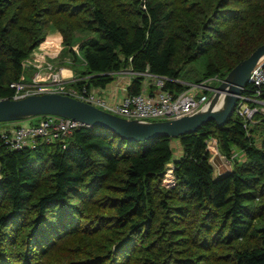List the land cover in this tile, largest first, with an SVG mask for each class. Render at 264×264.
Listing matches in <instances>:
<instances>
[{
  "label": "trees",
  "instance_id": "1",
  "mask_svg": "<svg viewBox=\"0 0 264 264\" xmlns=\"http://www.w3.org/2000/svg\"><path fill=\"white\" fill-rule=\"evenodd\" d=\"M50 30L63 37L59 59L84 61L70 85L104 87L129 69L127 92L137 93L147 70L176 94L224 78L264 43V0H0V97L32 77L24 61ZM203 55L201 75L186 69ZM259 90L243 92L264 100ZM211 137L232 159L222 174ZM174 138L129 140L87 124L35 147L0 137V264H264V112L247 120L235 109L177 136L176 160Z\"/></svg>",
  "mask_w": 264,
  "mask_h": 264
},
{
  "label": "built area",
  "instance_id": "2",
  "mask_svg": "<svg viewBox=\"0 0 264 264\" xmlns=\"http://www.w3.org/2000/svg\"><path fill=\"white\" fill-rule=\"evenodd\" d=\"M42 53L44 56V52ZM24 63L34 65L38 70L35 71L29 81H25V75L22 74L20 80L11 83V86L14 88V94L12 96L14 98L23 97L35 92L58 91L81 98L123 117L147 120L172 119L193 113L208 100L214 88L222 80L219 74H215L198 82H188L187 84L189 86L187 88L174 94L164 88L166 80L168 79L166 75L146 70L138 72L144 76L139 92H126L118 102H109L107 98L95 94L85 86L81 88L68 85L62 74L53 69V64L44 58L38 57L37 52L32 57L26 58ZM131 72L132 75L135 73L133 71ZM211 80L217 81L215 86L209 84ZM249 85L256 87L258 93L260 92L259 88L264 87V59L261 63L259 61L254 67L250 74L249 82L244 86L243 90ZM250 99H256L264 104V100L256 97L252 98L242 92L236 109L247 120L251 119L253 113L259 109L258 106H252L248 102ZM83 124L82 121L69 116L48 113L42 114L37 124H33L30 121L19 126L0 127V137L12 149L35 147L41 141L53 142L59 140L62 142L74 128ZM213 140L215 142L212 147L215 150L214 156H216L221 151L219 150L215 137H212V140L208 142L209 147H211L210 144ZM221 158L225 166V169L222 171L219 169L220 164L215 163L211 155V161L215 170L217 166L218 174L232 169V161H230L232 159L223 154H221ZM169 166L173 169V162L168 164ZM171 183L174 184L175 180Z\"/></svg>",
  "mask_w": 264,
  "mask_h": 264
},
{
  "label": "water",
  "instance_id": "3",
  "mask_svg": "<svg viewBox=\"0 0 264 264\" xmlns=\"http://www.w3.org/2000/svg\"><path fill=\"white\" fill-rule=\"evenodd\" d=\"M262 56L264 43L227 72L202 106L193 113L178 118H127L67 93L43 91L19 98L0 97V121L20 120L51 113L69 116L87 125L107 127L129 140L143 141L159 136L177 137L196 131L210 119H214L218 124L225 123L236 109L243 88L249 82L250 74Z\"/></svg>",
  "mask_w": 264,
  "mask_h": 264
},
{
  "label": "crops",
  "instance_id": "4",
  "mask_svg": "<svg viewBox=\"0 0 264 264\" xmlns=\"http://www.w3.org/2000/svg\"><path fill=\"white\" fill-rule=\"evenodd\" d=\"M53 32H58L57 39L60 44V48H62L61 42H62L63 37H62L61 32L58 30H53ZM59 35H60V39H59ZM59 49L56 52H54L55 54H52V53L49 54V51L44 49V51L42 52H44L45 55L43 56V53H42L41 54L42 56L41 57L39 56V57L44 58L50 63H52L54 66L53 69L60 72L62 76L64 77L65 82L68 85H70V82H74L76 81V79L80 78L81 72L85 69V66H84L85 64H79L81 62L75 61L74 57L71 54L64 56L63 59H59L60 56L56 54L59 51ZM38 53L39 52H37V54ZM61 60H63L64 64H60ZM42 72L44 71L42 70ZM85 77H88V76L86 75ZM131 78H132V72L129 69L121 70L117 73L116 78L114 80L115 84L111 88H108L107 85L104 87L103 86H91L90 91L94 92L95 94L99 96H103L104 98L108 97L109 100L118 102L126 94L127 92L126 88L128 87V84L130 83ZM30 121L31 120L28 119L24 123H29ZM181 153H182V150L179 151V155Z\"/></svg>",
  "mask_w": 264,
  "mask_h": 264
},
{
  "label": "rangeland",
  "instance_id": "5",
  "mask_svg": "<svg viewBox=\"0 0 264 264\" xmlns=\"http://www.w3.org/2000/svg\"><path fill=\"white\" fill-rule=\"evenodd\" d=\"M51 32H53V30H50V33H48V36H50V34H51ZM57 37H58V32H57ZM59 39H60V35H59ZM58 40V39H57ZM59 43V42H58ZM62 43V42H61ZM74 47V49L76 50V52L78 53V55L80 56V57H82L81 56V54H80V52H79V49H78V45H74L73 46ZM59 48H60V46H59ZM62 48H63V44H62ZM62 48H60L59 49V51L57 52V55H59V53H60V50L62 49ZM58 50V49H57ZM56 50V51H57ZM42 51H44V50H42V49H40L39 47L38 48H36V50H34L33 51V53H32V56L35 54V52H40V53H42ZM47 51H49V50H47ZM55 51V52H56ZM50 53H52V54H55L54 52H51V51H49V54ZM31 56V57H32ZM39 57V56H38ZM41 57V56H40ZM78 62H81V63H79V64H83L84 63V61H82V59L80 60V61H78ZM206 62H207V60H206V56L205 55H203L202 57H200V58H198V59H195V60H193V61H191L190 63H188L187 64V66H186V69L188 70V69H190L193 73H195V74H198V75H201L204 71H205V69H206ZM85 66V65H84ZM82 68V67H81ZM185 69V70H186ZM36 70H38V69H36ZM85 70H86V67H85ZM125 70V69H124ZM35 73V72H34ZM33 76V75H32ZM31 79V76L28 78V80H30ZM25 81H27L26 79H25ZM188 82H193L192 80H190V81H188ZM216 83H217V81L216 80H211L210 82H209V84L211 85V86H215L216 85ZM115 84V81H112V82H109L108 84H107V87L108 88H111L113 85ZM107 100L109 101V102H115V101H112V100H109V98L107 97ZM255 101H257L256 99H254ZM257 103H258V108H259V110H261L262 112H264V108L262 109V107L264 106V104H262L261 102H259V101H257ZM41 117V115H35V116H32V117H29V118H25V119H20V120H13V121H10V122H3V121H0V127H13V126H19V125H22V124H24V122H26L28 119L29 120H31L32 122H33V124H37L38 123V120H39V118ZM210 140H212V137H211V139ZM210 142V141H209ZM214 140H213V142L210 144L211 145V147H209V143H208V147H209V151H210V153H211V155H212V158H213V160H215V163H217V164H220V170L222 171V170H224L225 169V166H224V164H223V162H222V158H221V154H223V155H225L223 152H220V154H217L216 156H214L215 154V150H213V144H214ZM172 148H173V160H176V158H178L180 155H179V151H181L182 150V145H181V142H180V140H179V138H177V137H175L173 140H172ZM242 155V152L241 151H239L238 152V156L240 157ZM230 161H232V160H230ZM172 162V161H171ZM217 166H216V174H218L217 173ZM166 174L167 175H165V178H164V183L167 185V186H172L173 184L171 183V182H173L175 179H173V169H172V167L171 166H167V170H166ZM167 178V179H166ZM166 180H167V183H166ZM173 180V181H172Z\"/></svg>",
  "mask_w": 264,
  "mask_h": 264
},
{
  "label": "bare ground",
  "instance_id": "6",
  "mask_svg": "<svg viewBox=\"0 0 264 264\" xmlns=\"http://www.w3.org/2000/svg\"><path fill=\"white\" fill-rule=\"evenodd\" d=\"M51 36L47 40H45L43 43H41L38 47L42 50H49L51 52H55L57 49H59L60 44L57 40V32H51ZM42 53H38V56H42ZM57 54V53H56ZM263 56L259 60L260 63L263 61Z\"/></svg>",
  "mask_w": 264,
  "mask_h": 264
}]
</instances>
